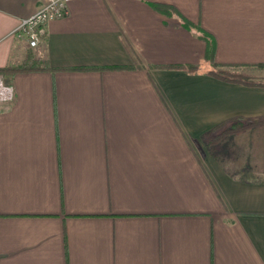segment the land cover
Segmentation results:
<instances>
[{"label":"crops","instance_id":"crops-1","mask_svg":"<svg viewBox=\"0 0 264 264\" xmlns=\"http://www.w3.org/2000/svg\"><path fill=\"white\" fill-rule=\"evenodd\" d=\"M43 0H0V264H264V0H72L31 48ZM189 67L196 68L189 71ZM236 120V121H232ZM219 133V132H218ZM217 133V134H218Z\"/></svg>","mask_w":264,"mask_h":264},{"label":"trees","instance_id":"trees-1","mask_svg":"<svg viewBox=\"0 0 264 264\" xmlns=\"http://www.w3.org/2000/svg\"><path fill=\"white\" fill-rule=\"evenodd\" d=\"M152 6L157 12L163 15L179 18L182 25L186 29L195 31L198 34L199 38L202 39L206 43L205 59L212 62L213 65L216 68H218L217 70H212L209 73L211 76L218 78L220 80L226 81V82H230V83H239V84H244L246 86H254V87H264V83L250 82L238 75L232 74L231 72L224 70V66L215 64L214 57H215L216 47H215L214 38L209 33L204 31L201 27H199L198 25L194 24L193 22L185 18L182 14L178 12V10L175 7L166 5V4H153ZM188 69L189 71H194L196 68L189 67ZM35 70H39V68L34 67V66L26 67V66H12L11 65V66L0 69V76H2L5 82L9 84L10 77H12L14 74L20 73V72L35 71ZM232 121H236V120H232ZM227 123L216 127L211 132H209L205 137H212L214 140H221L222 137L225 136L227 133H237L248 127L264 125V116L258 119L249 120L246 123L233 122L231 127L223 130V128L225 127Z\"/></svg>","mask_w":264,"mask_h":264},{"label":"built area","instance_id":"built-area-1","mask_svg":"<svg viewBox=\"0 0 264 264\" xmlns=\"http://www.w3.org/2000/svg\"><path fill=\"white\" fill-rule=\"evenodd\" d=\"M72 0H43L38 11L24 19L15 30V35L26 39L31 48H36L47 34V25L53 20L63 19L69 15V3ZM15 91L11 84L0 76V102L13 101Z\"/></svg>","mask_w":264,"mask_h":264},{"label":"rangeland","instance_id":"rangeland-1","mask_svg":"<svg viewBox=\"0 0 264 264\" xmlns=\"http://www.w3.org/2000/svg\"><path fill=\"white\" fill-rule=\"evenodd\" d=\"M214 66V70H217ZM223 69V68H222ZM224 70L231 72L232 74L238 75L250 82L255 83H264V66L258 67H248V68H228L224 66ZM228 125H225L223 130L227 129ZM232 133H227L225 136L222 137L221 140H214V142L219 143L223 141L227 136Z\"/></svg>","mask_w":264,"mask_h":264}]
</instances>
